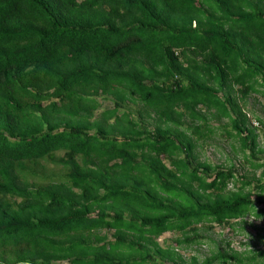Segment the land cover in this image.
I'll return each instance as SVG.
<instances>
[{
  "label": "trees",
  "instance_id": "16d2710c",
  "mask_svg": "<svg viewBox=\"0 0 264 264\" xmlns=\"http://www.w3.org/2000/svg\"><path fill=\"white\" fill-rule=\"evenodd\" d=\"M252 94L264 0H0V264H183L198 224L264 216ZM217 128L250 171L198 157Z\"/></svg>",
  "mask_w": 264,
  "mask_h": 264
},
{
  "label": "rangeland",
  "instance_id": "374dc122",
  "mask_svg": "<svg viewBox=\"0 0 264 264\" xmlns=\"http://www.w3.org/2000/svg\"><path fill=\"white\" fill-rule=\"evenodd\" d=\"M107 104L109 102H106ZM244 110L251 125L255 127V131L257 132L256 149L261 148L264 150V129L260 128L254 117L258 115L261 120H264V97L261 95H250L245 101ZM209 122L212 126L217 125L215 120L211 119ZM220 131L221 129L217 128L215 134L212 135L207 144L203 147L197 146L198 157L201 160H208L211 164L220 163L222 167H226L232 163L237 168V173L250 171L249 163L243 161L241 152L231 148V143H234L236 147H238V144L232 138L225 139L224 136H220ZM245 152L248 153L249 149H246ZM255 155L258 156V162H264L263 152H256ZM260 170L261 168L256 169V175L259 174ZM234 187L232 184H228V188ZM206 228H202L198 224L197 232L204 236L199 243L184 244L175 249L179 253L183 264H189L192 257H195L197 262H201L211 251H215L216 248H224L228 251L232 249L241 256L250 255L252 251L257 249H264V239L258 237V234L264 236V216H254L248 213L242 220L237 219L233 226L208 224V228ZM107 233L109 237H112L110 231L107 230ZM176 234V231H165L156 239L161 246H166L172 244L171 241L176 237ZM212 264L221 263L215 261ZM226 264L239 263L228 261ZM249 264H264V258H258L257 262Z\"/></svg>",
  "mask_w": 264,
  "mask_h": 264
},
{
  "label": "clouds",
  "instance_id": "9594fccd",
  "mask_svg": "<svg viewBox=\"0 0 264 264\" xmlns=\"http://www.w3.org/2000/svg\"><path fill=\"white\" fill-rule=\"evenodd\" d=\"M16 58H18V57H16Z\"/></svg>",
  "mask_w": 264,
  "mask_h": 264
}]
</instances>
